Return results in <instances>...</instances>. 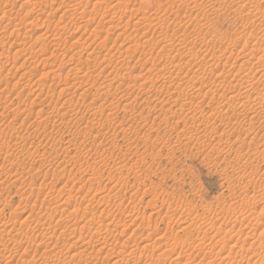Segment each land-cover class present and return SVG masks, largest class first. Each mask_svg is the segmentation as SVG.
Listing matches in <instances>:
<instances>
[{
	"label": "rangeland",
	"instance_id": "obj_1",
	"mask_svg": "<svg viewBox=\"0 0 264 264\" xmlns=\"http://www.w3.org/2000/svg\"><path fill=\"white\" fill-rule=\"evenodd\" d=\"M33 1L0 0V264H264V0Z\"/></svg>",
	"mask_w": 264,
	"mask_h": 264
},
{
	"label": "bare ground",
	"instance_id": "obj_2",
	"mask_svg": "<svg viewBox=\"0 0 264 264\" xmlns=\"http://www.w3.org/2000/svg\"><path fill=\"white\" fill-rule=\"evenodd\" d=\"M31 1H32V0H31ZM34 1H35V0H34ZM34 1H33V2H34ZM41 1H42V0H41ZM29 2H30V1H29ZM33 2H32V3H33ZM36 2H37V1H36ZM43 3H44V2H43ZM45 4H46V3H45ZM37 8H38V7H37ZM8 25H11V24H8ZM6 26H7V25H6ZM14 26H15V25H14ZM42 36H43V35H42ZM53 42H54V41H53ZM53 47H54V45H53ZM254 49H255V51L257 50V53H258L259 50H258L257 48H254ZM161 52H162V51H161ZM261 53H262V52H261ZM251 55H252V54H251ZM259 55H260V54H259ZM252 56H253V55H252ZM263 56H264V55H263ZM242 57H244V56H242ZM250 57H251V56H250ZM214 58H215V57H214ZM244 58H247V56H245ZM243 60H244V59H243ZM256 60H257V59H256ZM241 61H242V60H241ZM258 64H259V63H258ZM81 65H82V64H81ZM238 67H239V66H238ZM242 68H243V67H242ZM74 69H75V68H74ZM76 69H77V68H76ZM237 70H238V69H237ZM241 70H242V69H241ZM244 70H245V69H244ZM248 70H249V69H248ZM73 71H74V70H73ZM238 71H240V70H238ZM234 72H235V71H234ZM243 72H244V71H243ZM241 73H242V72H241ZM76 75H77V74H76ZM247 77H248V76H247ZM232 79H233V78H232ZM263 79H264V76H263ZM261 80H262V79H261ZM257 82H258V81H257ZM188 83L191 84L190 82H188ZM256 84H257V85H260L259 82L256 83ZM256 84H255V85H256ZM263 84H264V83H262L260 86H262ZM106 85H107V84H106ZM255 85H253V88H255ZM260 86H259V87H260ZM240 87H241V86H240ZM245 87H246V86H245ZM242 88H243V87H242ZM247 88H249V90L251 89V88L248 87V86H247ZM260 88H261V87H260ZM263 88H264V87H263ZM107 89H108V88H107ZM243 89H244V88H243ZM244 90H245V89H244ZM246 90H247V89H246ZM253 90H254V89H253ZM258 90H261V89L258 88ZM258 90H257V91H258ZM237 91H238V90H237ZM247 91H248V90H247ZM247 91H246V92H247ZM255 91H256V89H255ZM250 92H251V91H250ZM250 92H249V94H250ZM262 92H263V91H262ZM198 93H200V90L198 91ZM260 93H261V92L259 91V92L257 93V95L260 94ZM251 94H252V93H251ZM253 94H254V93H253ZM238 95H239V94H238ZM261 95H262V94H261ZM236 96H237V95H236ZM251 96H252V95H251ZM258 96H260V95H258ZM243 97H244V96H243ZM253 97H254V96H253ZM232 98H233V97H232ZM257 99H258V98H257ZM254 100H255V98H254ZM111 101H112V100H111ZM148 101H149V100H148ZM259 102H260V101H259ZM254 103H255V102H254ZM257 103H258V102H257ZM106 105H107V104H106ZM113 105H114V104H113ZM125 105H126V104H125ZM143 105H144V104H143ZM243 106H244V105H243ZM257 107H258V106H257ZM101 108H102V107H101ZM55 113H56V112H55ZM99 113H100V112H99ZM100 114H101V113H100ZM88 119H89V118H88ZM249 119H250V118H249ZM91 120H93V119H91ZM247 125H249V124H247ZM260 126H261V125H260ZM177 128H178V127H177ZM248 133H249V132H248ZM229 204H230V203H229ZM61 212H62V211H61ZM48 218H49V217H48ZM258 218H259V217H258ZM256 219H257V218H256ZM259 220H260V219H259ZM49 221H50V220H49ZM259 224H260V223H259ZM259 224H258V225H259ZM209 225H210V224H209ZM151 226H152V225H151ZM188 226H189V225H187V227H188ZM207 227H208V226H207ZM263 227H264V226H263ZM185 228H186V227H185ZM197 228H198V227H197ZM229 228H230V227H229ZM255 228H256V227H255ZM182 229H184V228H182ZM211 229H212V228H211ZM231 229H232V228H231ZM235 231H236V230H235ZM236 232H237V231H236ZM8 233H9V232H8ZM227 233H228V232H227ZM237 233H238V232H237ZM252 233H253V232H252ZM174 234H175V233H174ZM206 235H207V234H206ZM249 235H250V234H249ZM252 235H253V234H252ZM261 235H262V234H261ZM202 237H203V236H202ZM245 238H246V237H245ZM217 239H218V238H217ZM63 241H64V240H63ZM257 241H258V240H257ZM257 241H256V242H257ZM31 242H32V241H31ZM158 243H159V242H158ZM163 243H164V242H163ZM195 243H196V242H195ZM246 243H247V242H246ZM260 243H262V242H260ZM182 244H183V243H182ZM242 244H243V243H242ZM252 244H253V242H252ZM257 244H258V242H257ZM257 244H255V245H257ZM259 246H260V245H259ZM181 247H182V246H181ZM260 247H261V246H260ZM135 248H136V247H135ZM262 248H263V247H262ZM142 249H143V248H142ZM197 249H198V248H197ZM52 250H53V249H52ZM171 250H172V249H171ZM193 250H194V249H193ZM82 251H83V250H82ZM130 251H131V250H130ZM88 253H89V252H88ZM146 253H147V252H146ZM214 253H215V252H213V255H214ZM89 254H90V253H89ZM162 254H163V253H162ZM209 254H211V253H209ZM209 254H208V255H209ZM46 255H47V254H46ZM165 255H166V254H165ZM216 255H217V254H216ZM256 255H257V254H256ZM81 256H82V255H81ZM88 256H89V255H88ZM98 256H99V254H98ZM156 256H157V255H156ZM209 256H210V255H209ZM158 257H159V256H158ZM176 257H177V256H176ZM251 257H252V256H251ZM46 258H47V257H46ZM58 258H59V257H58ZM96 258H97V257H96ZM163 258H164V257H163ZM178 258H179V257H178ZM178 258H177V259H178ZM186 259H187V258H186ZM257 260H258V259H257ZM84 261H85V259H84ZM74 262H75V261H74ZM249 262H250V261H249ZM254 262H255V261H254ZM258 262H259V260H258ZM113 264H114V263H113ZM209 264H210V263H209ZM251 264H252V263H251ZM254 264H255V263H254ZM257 264H260V263H257Z\"/></svg>",
	"mask_w": 264,
	"mask_h": 264
}]
</instances>
